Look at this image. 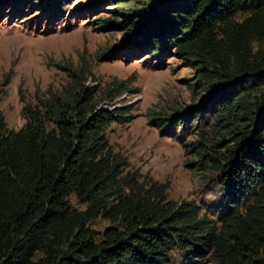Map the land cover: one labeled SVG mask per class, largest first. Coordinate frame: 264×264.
Here are the masks:
<instances>
[{
	"label": "trees",
	"instance_id": "16d2710c",
	"mask_svg": "<svg viewBox=\"0 0 264 264\" xmlns=\"http://www.w3.org/2000/svg\"><path fill=\"white\" fill-rule=\"evenodd\" d=\"M104 1L129 8L102 24L150 56L172 50L196 69L202 103L177 121L152 122L171 134L209 116L214 140L181 146L196 171L217 175L216 221L193 202L168 201L165 186L124 174L105 132L128 109H101L68 69L72 85L25 105L21 130L8 132L0 115V264H173L175 252L187 264L210 252L218 264H264V0ZM12 76L0 81V100ZM72 197L85 210H73ZM99 217L112 223L102 233L89 228Z\"/></svg>",
	"mask_w": 264,
	"mask_h": 264
},
{
	"label": "rangeland",
	"instance_id": "374dc122",
	"mask_svg": "<svg viewBox=\"0 0 264 264\" xmlns=\"http://www.w3.org/2000/svg\"><path fill=\"white\" fill-rule=\"evenodd\" d=\"M123 8L129 5L118 7L104 0H48L41 7L0 0V81L13 72L0 100L6 130L16 133L23 128L25 105L34 106L71 86L68 69L80 72L101 109L129 111L124 122L111 124L105 132L112 151L126 161L124 174L165 186L168 201L193 202L200 217L216 221L223 195L217 175L196 171V159L181 146L198 142L200 135L214 140L209 116L191 118L186 126L173 125L171 134L152 122L177 121L181 113L202 103L196 69L184 66L172 50L150 56L128 41L126 32L100 22L113 20ZM244 18L238 15L236 21ZM253 47L259 49L258 44ZM71 207L85 210L73 197ZM111 225L99 217L89 228L102 233ZM173 256V264H187L180 252ZM192 260L218 264L211 252Z\"/></svg>",
	"mask_w": 264,
	"mask_h": 264
}]
</instances>
